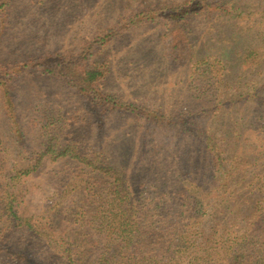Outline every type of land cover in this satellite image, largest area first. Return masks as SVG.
<instances>
[{"label":"rangeland","instance_id":"rangeland-1","mask_svg":"<svg viewBox=\"0 0 264 264\" xmlns=\"http://www.w3.org/2000/svg\"><path fill=\"white\" fill-rule=\"evenodd\" d=\"M183 1L0 0V264H68L66 248L73 263L97 264L108 183L77 156L114 166L144 204L164 194L173 212L182 196L169 197L192 190V176L211 178L214 152L225 169L239 153L246 181L264 173V0H207L209 10L168 20L165 8ZM89 46L107 69L99 91L123 107L101 112L41 72ZM68 145L75 152L57 155ZM220 200L205 196L189 236L244 226L241 213L219 214ZM6 201L30 230L9 225Z\"/></svg>","mask_w":264,"mask_h":264},{"label":"trees","instance_id":"trees-1","mask_svg":"<svg viewBox=\"0 0 264 264\" xmlns=\"http://www.w3.org/2000/svg\"><path fill=\"white\" fill-rule=\"evenodd\" d=\"M211 6V2L207 0H184L180 4L168 6L165 12L168 20L179 22L200 10H209ZM176 43L170 51L171 55H175V57L172 56L174 60L184 55L181 53L183 49L179 50ZM87 49L89 51L87 55L84 53V55L62 61H56V59L55 64L44 66L41 72L52 79L61 81L67 88L86 99L90 106L100 107L101 112L123 107L124 102L99 91L100 82L106 77L107 69L90 57L92 47L89 46ZM249 55L243 56L242 63L248 60ZM6 89L7 86L2 84L3 95H7ZM251 97L254 98V95ZM217 109L216 107L215 110ZM208 135L205 133L204 142L212 146L211 137ZM46 149H50L49 145ZM72 151L75 152L68 145L57 155L66 156ZM209 153H212L210 149ZM221 154L220 150L212 154L216 169L211 178H207L206 174L192 176L193 181H189V183L193 182L192 190H188L189 188L178 190L175 197H169V202H173L182 196L180 199L182 202L175 212L172 210L176 204H167L166 200L164 201V194L159 192L147 195L146 198H149L147 204H144L145 200H141L143 193L140 190L137 193L138 196L136 194L137 197L132 198L134 193L127 186L126 178L107 161L94 162L92 159L77 156L82 164L90 168L91 174H98L101 178H105L104 183H108L106 194L102 199V214L99 219L97 218L98 232L102 236L105 232V238L103 250L96 263L264 264V194L261 192L264 187V173L246 181L244 176L242 177L244 159L238 155L239 153L231 156L229 154V157L224 158L232 159L226 169L220 157ZM39 164L40 160L36 159L33 168ZM24 172L27 173L30 170L26 169ZM241 181L247 182L248 185L241 187ZM231 184L234 185L232 188ZM213 192L217 200L221 198L227 200L226 204H218L224 207L219 209V214L230 213L231 216H235L241 213L244 226L238 231H233L217 222L216 232L202 234L199 241L196 235L189 236L186 223L197 213V210L200 211L205 196ZM184 194L186 195L183 196ZM142 205L146 210H140ZM166 207L175 216L164 215ZM4 210L5 213L8 211L7 218L11 227L14 225L25 227L27 230L31 229L28 219L18 216L10 201H6ZM182 214H186L184 224L178 223ZM154 218L158 220L155 221ZM233 224L234 222H230L229 226L233 227ZM218 232L220 234L216 238L214 235ZM65 253H67L68 264H75L70 248H66Z\"/></svg>","mask_w":264,"mask_h":264}]
</instances>
